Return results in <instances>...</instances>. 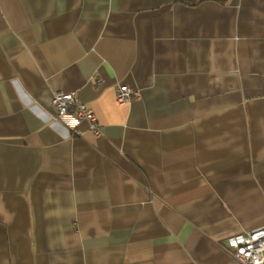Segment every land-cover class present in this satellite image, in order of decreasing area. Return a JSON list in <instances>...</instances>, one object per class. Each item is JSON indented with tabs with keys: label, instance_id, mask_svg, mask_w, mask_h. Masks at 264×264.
I'll list each match as a JSON object with an SVG mask.
<instances>
[{
	"label": "crops",
	"instance_id": "1",
	"mask_svg": "<svg viewBox=\"0 0 264 264\" xmlns=\"http://www.w3.org/2000/svg\"><path fill=\"white\" fill-rule=\"evenodd\" d=\"M262 226L264 0H0V264H238Z\"/></svg>",
	"mask_w": 264,
	"mask_h": 264
},
{
	"label": "built area",
	"instance_id": "2",
	"mask_svg": "<svg viewBox=\"0 0 264 264\" xmlns=\"http://www.w3.org/2000/svg\"><path fill=\"white\" fill-rule=\"evenodd\" d=\"M139 97V90L126 84H118L115 88V100L118 104H125ZM51 105L55 118L71 113L74 117L85 120L94 135L100 134V124L94 111L79 101L75 91L55 92ZM223 248L238 264H264V226L228 236Z\"/></svg>",
	"mask_w": 264,
	"mask_h": 264
}]
</instances>
